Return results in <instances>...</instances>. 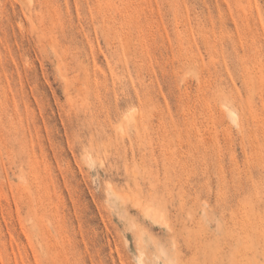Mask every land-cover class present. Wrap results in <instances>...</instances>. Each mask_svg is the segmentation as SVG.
I'll return each instance as SVG.
<instances>
[{"label":"rangeland","instance_id":"obj_1","mask_svg":"<svg viewBox=\"0 0 264 264\" xmlns=\"http://www.w3.org/2000/svg\"><path fill=\"white\" fill-rule=\"evenodd\" d=\"M0 264H264V0H0Z\"/></svg>","mask_w":264,"mask_h":264},{"label":"bare ground","instance_id":"obj_2","mask_svg":"<svg viewBox=\"0 0 264 264\" xmlns=\"http://www.w3.org/2000/svg\"><path fill=\"white\" fill-rule=\"evenodd\" d=\"M231 113L233 114V112L231 111Z\"/></svg>","mask_w":264,"mask_h":264}]
</instances>
